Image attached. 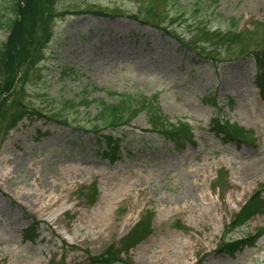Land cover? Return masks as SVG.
Returning <instances> with one entry per match:
<instances>
[{"label": "rangeland", "instance_id": "1", "mask_svg": "<svg viewBox=\"0 0 264 264\" xmlns=\"http://www.w3.org/2000/svg\"><path fill=\"white\" fill-rule=\"evenodd\" d=\"M195 1L211 28L238 21L243 56L224 53L213 64L152 24L121 16L138 13L135 0L56 4L72 14L52 23L41 61L17 97L45 117L27 116L9 130L10 122L0 124V264H102L96 258L109 246L121 252L113 264H264V101L255 86L257 68L246 57L264 46V26L257 25L264 23V0L179 3ZM116 93L157 95L164 114L196 127L193 143L175 150L146 130L144 114L100 133L87 126L96 104L79 107L67 123L54 114L65 99L88 94L116 103ZM218 114L252 130L255 141L222 143L209 131ZM106 134L121 140L114 163L102 156ZM45 191L63 201L44 208ZM257 191L263 210L226 234ZM143 218H150L151 233L122 250ZM30 227L37 238L26 242L22 234ZM259 230L256 246L235 256L218 251L223 240Z\"/></svg>", "mask_w": 264, "mask_h": 264}, {"label": "trees", "instance_id": "2", "mask_svg": "<svg viewBox=\"0 0 264 264\" xmlns=\"http://www.w3.org/2000/svg\"><path fill=\"white\" fill-rule=\"evenodd\" d=\"M180 0H135L138 13L124 14L129 18L143 23L152 24L165 34L175 38L183 47L194 51L197 55L204 57L212 63L218 62L224 53H233L243 56L245 51L239 46L242 36L238 33V21L234 18L226 19V29L211 28L210 21L202 20L199 1L189 4H180ZM59 0H0V31L7 33L6 39L0 38V124L10 122L6 125L9 130L15 127L25 117L44 116L40 111L27 106L19 96H23L27 80L33 72L34 67L41 61L43 46L50 41L52 36V23L61 16L71 15L72 11L56 7ZM55 3V4H54ZM163 5L161 10L155 4ZM90 13V11H88ZM97 15H110L105 12L92 11ZM204 12V16H205ZM259 27L264 23H257ZM179 27V28H178ZM246 56L254 58L259 74L256 77L257 86L261 89L264 99V46L258 50L249 51ZM64 72L73 74L71 69ZM96 90L93 88L92 91ZM15 93V95L13 94ZM89 93V92H88ZM119 99L116 103H107L103 100L88 99L82 95L80 101H60L55 107L54 114L64 123L70 121V117L79 114V107H89L96 104L97 114L87 125L96 131L110 128L116 130L127 125L139 114L146 117L149 129L172 142L177 150L184 149L188 142L192 141V126L187 122L178 120L172 122L168 116L162 113L155 97L145 95L114 94ZM211 102V101H210ZM60 121V122H61ZM210 130L216 136H221L225 143L235 142L242 144L245 141H253V132L245 130L237 124L228 121L214 119ZM106 149L102 156L115 162L118 159L120 140L112 135L103 136ZM92 187V186H91ZM93 193L90 190V194ZM260 192H254L245 202L241 209L234 215L231 223L226 226V234L234 231L237 227L247 223L255 214L263 210ZM31 232V231H30ZM30 232H28L30 234ZM151 232L150 218L139 221L124 238L122 250H127L140 243ZM262 232L256 235L235 240H224L219 250L229 255H234L244 248L254 246ZM32 239V237H27ZM120 251L109 246L98 262L110 264L118 259Z\"/></svg>", "mask_w": 264, "mask_h": 264}, {"label": "bare ground", "instance_id": "3", "mask_svg": "<svg viewBox=\"0 0 264 264\" xmlns=\"http://www.w3.org/2000/svg\"><path fill=\"white\" fill-rule=\"evenodd\" d=\"M47 194H48V192L45 191L44 193H42V197L45 198ZM62 201H63V197H61L59 195H52L51 194V195L47 196V198H45L43 200V207L46 208V209H50V208L56 206L57 204H59Z\"/></svg>", "mask_w": 264, "mask_h": 264}]
</instances>
